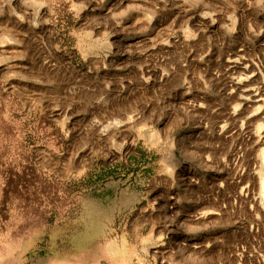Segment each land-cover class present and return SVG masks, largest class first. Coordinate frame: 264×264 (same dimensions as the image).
Returning <instances> with one entry per match:
<instances>
[{"label": "rangeland", "instance_id": "1", "mask_svg": "<svg viewBox=\"0 0 264 264\" xmlns=\"http://www.w3.org/2000/svg\"><path fill=\"white\" fill-rule=\"evenodd\" d=\"M263 180L264 0H0V264H263Z\"/></svg>", "mask_w": 264, "mask_h": 264}, {"label": "bare ground", "instance_id": "2", "mask_svg": "<svg viewBox=\"0 0 264 264\" xmlns=\"http://www.w3.org/2000/svg\"><path fill=\"white\" fill-rule=\"evenodd\" d=\"M240 81H242V79H238V80H237V82H240ZM127 119H128V118H127ZM122 123H123V122H121V121H120V122H119V121H118V122L115 121V122H113V123H111V124H112L114 127H119V126L122 125ZM108 127H111V126H108ZM105 129H107V127H106ZM262 184H264V180H263ZM263 264H264V263H263Z\"/></svg>", "mask_w": 264, "mask_h": 264}]
</instances>
